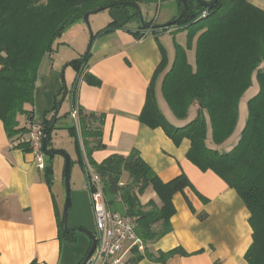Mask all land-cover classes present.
Segmentation results:
<instances>
[{"label": "trees", "instance_id": "1", "mask_svg": "<svg viewBox=\"0 0 264 264\" xmlns=\"http://www.w3.org/2000/svg\"><path fill=\"white\" fill-rule=\"evenodd\" d=\"M147 1L151 0H0V121L8 138L19 141L27 133L25 126H19L18 116L34 119L26 106L33 105L40 64L62 44L61 37L68 27L82 21L85 14L108 9L111 21L105 29L92 35L93 43L105 31L127 29V24L140 15L139 4ZM177 2L181 11V0ZM187 7L184 17L175 23V26H185L194 21L178 29L186 32V47L174 42V61L161 83L166 105L183 125L169 122L156 102L155 82L167 66L161 46L162 60L146 89L138 121L150 129L160 128L175 146L187 139L190 147L186 159L201 172H213L237 193L249 212L248 224L252 231L244 261L264 264V11L247 0H217L210 11L195 0H187ZM137 29L145 31L140 26ZM136 33L138 38L144 35ZM194 39L192 68L187 62L186 50L191 48ZM90 50L68 66L88 85L99 87L101 81L86 72ZM75 90L76 87L71 100L77 120L67 130L74 138L78 162L83 167L86 159L100 178L108 209L134 219L136 234L146 246L135 261L146 258L164 263L174 255L189 256L182 248L155 252L148 246L172 231L170 219L176 213L174 195H182L193 214L195 210L185 196V189L192 190L204 203L208 200L195 191L183 173L162 182L135 150L126 156L113 154L95 163L91 158L93 151L105 147L101 141L104 114L74 106ZM244 99L245 124L235 138V145L221 152V146L236 131L239 105ZM58 107L57 100L50 112H56ZM192 108L194 115L190 118ZM53 120L55 123L54 116L41 122L48 151L52 150L51 133L56 129ZM15 147L30 152L28 142H19ZM43 171L45 181L50 183L51 164ZM123 174L127 181L121 184ZM149 188L156 194L159 206L152 200L141 204L139 197ZM61 214H57L58 237L73 242L74 232H62ZM197 217L203 220L206 215Z\"/></svg>", "mask_w": 264, "mask_h": 264}, {"label": "crops", "instance_id": "2", "mask_svg": "<svg viewBox=\"0 0 264 264\" xmlns=\"http://www.w3.org/2000/svg\"><path fill=\"white\" fill-rule=\"evenodd\" d=\"M174 1L175 6L165 12L161 21H153L151 26L164 25L178 17L180 10L177 0ZM247 1L264 11V0ZM70 30L78 33L77 43L82 47L87 45L88 33L82 26L77 24ZM136 32L144 35L138 38ZM174 42L185 48L186 32L169 28L154 34L137 27H128L101 33L92 43L86 69V72L101 81V85L90 86L79 77L74 106L87 112L104 114L101 141L105 147L93 151L91 158L95 163H101L113 154L126 156L135 150L162 182H168L183 173L195 191L208 200L204 203L192 190L185 189V196L195 210L193 214L183 196L174 195L176 213L170 219L172 231L148 246L149 250L155 252L182 248L189 256L174 255L164 263L144 258L137 264H246L244 255L251 245L252 231L248 224L249 212L237 193L213 172H201L186 159L190 147L187 139L175 146L160 128L150 129L138 121L146 89L162 60L161 46L166 54L167 66L155 82L156 102L169 122L176 126L183 125V122L172 116L168 106L160 105V99H163L161 83L174 61ZM62 46H66L63 41L54 53L43 58L36 79L33 105L26 106L34 120L40 123L54 116L55 112L50 110L60 98V92L63 88L71 90L77 80L75 72L68 66L74 57L65 54L60 56ZM194 49L195 39L191 48L186 50V59L192 68ZM62 68L64 72L61 77ZM71 98L67 94L59 106L54 126L59 118H65L67 114L70 116L73 106ZM193 109L190 110V118L194 115ZM25 121V115L18 116L20 127L25 126ZM243 125L239 115L235 133L221 147L235 141ZM67 128L69 126L63 123L51 133L50 148L51 151L67 152L70 162H78L76 146L72 154L58 145L56 140L57 132L74 140ZM19 142H28L27 133L19 141H12L0 121V264H80L90 247L88 237L76 232L73 242L58 237L57 214L61 213L58 200L62 181L56 180L55 185L52 177V181L47 183L44 171L36 168L33 155L15 147ZM48 161L45 156L46 165ZM51 166L53 169V164ZM126 181L127 177L121 180V184ZM71 194L68 211L71 228L90 230L93 221L86 186L75 183ZM139 200L141 204L152 200L160 205L150 188ZM199 214H205L206 217L199 220Z\"/></svg>", "mask_w": 264, "mask_h": 264}, {"label": "built area", "instance_id": "3", "mask_svg": "<svg viewBox=\"0 0 264 264\" xmlns=\"http://www.w3.org/2000/svg\"><path fill=\"white\" fill-rule=\"evenodd\" d=\"M70 116L75 124L76 110H71ZM25 128L35 166L39 170H44L46 166L42 150V144L46 138L44 127L40 122L31 119L26 120ZM83 170L94 222L93 237L95 239L94 251L86 264H137L134 258L143 254L146 246L136 234L134 219L108 209L100 178L86 159H84Z\"/></svg>", "mask_w": 264, "mask_h": 264}, {"label": "rangeland", "instance_id": "4", "mask_svg": "<svg viewBox=\"0 0 264 264\" xmlns=\"http://www.w3.org/2000/svg\"><path fill=\"white\" fill-rule=\"evenodd\" d=\"M175 4H176V1H174V0H151V1L144 2V3H140L139 4L140 15L133 22L128 23L127 27L134 28V27H138L140 25H144L145 23H149V22L151 23L153 21L159 22L163 19L165 12L168 11L169 9H171L173 6H175ZM175 15H177V11H175ZM110 21H111V18H110L109 10L104 9V10L99 11L96 14L90 15L88 18V25H85V23L83 22V19H82V21L76 22L72 26L68 27L64 31V33L61 37V40L64 43H66V46H62L60 48V51H61L60 56L62 54H65V56L72 55L74 57L73 59L75 60V59L81 57L82 55H84L86 50H87L88 43H89L90 33L93 35L101 27H104L105 25L107 26ZM77 24L82 26L83 30L86 31V33H88V43L86 46L82 47V45L79 42L77 43V41H78L77 37L79 36L78 33L75 30L74 31L70 30L71 28H75V26ZM192 57H193V55L191 56V58ZM192 62H194V61H192ZM63 72H64V69L62 68L60 70V76L61 77L63 76ZM76 78H77V76H76ZM64 92L62 91L60 93L61 96L58 99L59 105L61 103ZM158 94H159V92H158ZM246 99H247V97H246ZM160 100H161L160 105L167 107L165 101L162 98ZM239 112H240L239 115L241 116V125L243 123L245 124V121L247 118V108H246L245 99L242 101L241 106L239 107ZM63 123L64 124L66 123V125H68L69 127L74 125L73 120L71 119V116H69V114H67L65 118L61 117L58 119L57 125L55 126L56 130L58 128H60L61 125H63ZM56 140L58 141V145L65 147V149L67 151H69L70 153L73 154V148L75 146V144H73L74 140H71L67 135L61 134L60 132H57ZM231 143H228L227 145L223 146L221 148V152L229 151V150H226V147L231 145L230 146V148H231L235 142L231 141ZM227 149H229V148H227ZM46 157L49 160L48 161L49 164H53V169H54V174H53L54 180H53V182L55 181V185H56V180L62 181L61 194H60L59 200H58L59 209H60V212L62 213V210L64 207V199H65L64 181H63V159L60 156H52L51 159H50V156H46ZM72 159H74V155H73ZM125 177H126L125 174H123L121 180H124ZM75 183H79V184L83 185L84 187L86 186V180H85V174H84L83 167L81 166V164L79 162H76L75 160H73L71 162L70 171H69L70 200L72 197L71 191H72ZM55 187L56 186H54V188ZM54 192H56L55 189H54ZM68 216H69V214H68ZM68 216H67V223H66L67 228L73 229V228H71L70 222L68 221ZM92 221H93V218H92ZM86 231H88L92 234L94 233V222H93L92 228L90 230H86ZM75 232L77 234L82 233L79 231H75Z\"/></svg>", "mask_w": 264, "mask_h": 264}, {"label": "water", "instance_id": "5", "mask_svg": "<svg viewBox=\"0 0 264 264\" xmlns=\"http://www.w3.org/2000/svg\"><path fill=\"white\" fill-rule=\"evenodd\" d=\"M195 2L198 3V4H201V6L204 7L207 11H210L216 5L217 0H211L210 2H205V1H202V0H195ZM181 3H182V9L180 11V14L178 15V17L174 21L168 22V23H166L164 25H154V26H151V25H140V27L144 28L145 31L152 33V32H160L162 30L169 29V28H175V29L184 28V27H186L188 25H191L194 21L188 23L185 26H175V23L177 21H179V19L184 17V15L186 14L187 9H188L187 0H181ZM99 11L100 10H95V11H92L91 13L85 14L83 16V22L85 23V25H88L89 16L93 15V14H96ZM91 46H92V34L90 33L87 50H90ZM78 80H79V76L77 77V80L75 81L72 89L70 90V93H69L70 98L72 96V93H73V91H74V89L76 87V84H77ZM67 94H68V90H65L64 95H63L62 100H61V103L63 102V100L65 99ZM61 103H60V105H61ZM58 109H59V107H58ZM57 113H58V110L54 114V119L56 118ZM53 124H54V120L52 121V125ZM42 150H43V153H44L45 156H55V155H57V156L62 157L63 160H64L63 181H64L65 199H64V207H63L62 214H61V228H62V232L64 234H70L72 232L79 231V232L84 233L88 237V239L90 240V247H89L84 259L80 263V264H86L88 258L90 257V255L92 254V252L94 251V248H95V239L93 237V234L88 232V231H86V230H84L83 228L68 229L67 228V224H66L67 223L68 210L70 208V203H71L70 202V188H69L70 158L64 151H61V150L48 151V150H46V142L45 141L42 144Z\"/></svg>", "mask_w": 264, "mask_h": 264}]
</instances>
